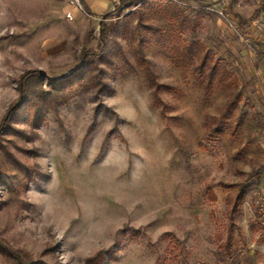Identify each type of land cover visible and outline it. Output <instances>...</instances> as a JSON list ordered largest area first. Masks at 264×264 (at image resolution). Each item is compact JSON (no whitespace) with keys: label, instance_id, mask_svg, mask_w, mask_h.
I'll return each instance as SVG.
<instances>
[{"label":"rangeland","instance_id":"374dc122","mask_svg":"<svg viewBox=\"0 0 264 264\" xmlns=\"http://www.w3.org/2000/svg\"><path fill=\"white\" fill-rule=\"evenodd\" d=\"M96 11L0 0V264H264V0Z\"/></svg>","mask_w":264,"mask_h":264},{"label":"trees","instance_id":"16d2710c","mask_svg":"<svg viewBox=\"0 0 264 264\" xmlns=\"http://www.w3.org/2000/svg\"><path fill=\"white\" fill-rule=\"evenodd\" d=\"M143 1H145V0H119L118 4H116L114 6V10H123V9H126L128 7H131V6H136L138 3L143 2ZM172 1H178V0H172ZM100 26H101V38L100 39L103 41L104 34L106 31H103L104 29H102L103 23H101ZM201 52H202V47L197 45V44H192L187 50L188 55H190L191 57L195 56L199 60L200 71H202L207 66L208 63L212 62V57H210V55H208V54H206V55L203 54L202 57H200L199 54ZM208 66L209 67L207 69H208V79L209 80H213L216 77L220 78V79L223 78V77H221L222 75L221 76L218 75L219 70H218V67L216 64L213 63L212 65H208ZM78 72H79V69H78ZM78 72L76 70L74 73H71V74L63 77V80H65V82L68 80L70 81L72 78H75V80H76L77 76H78L77 75ZM82 78L78 77V80H76L75 82L82 80ZM53 81H54L53 83L59 82L58 79H53ZM239 101H240V97L237 95L234 98V100H231V101L226 103L224 112L221 115V120H226L228 118L229 111L232 108H234L236 103ZM236 127H238V124L236 125ZM213 132L217 133V129H214ZM252 176L250 175V177H252ZM223 187L227 188V187H231V185H224ZM208 193L211 196V199L214 200L215 195L213 194V192L211 190H209ZM244 196H245V190H244V187H241L237 196L233 200L230 198L226 199V205H227L226 216H227V224L228 225L226 227L227 228V230H226V241H225L226 243L224 245V249L228 254L231 253L233 244L235 242V236H236L235 233H238V229H236V223H235L234 217L238 212L240 213V210H241L240 208L242 206ZM252 228H254L253 230L255 232L259 233L258 228L256 226H254ZM257 241L259 243H264V233H259Z\"/></svg>","mask_w":264,"mask_h":264},{"label":"crops","instance_id":"0c3cea01","mask_svg":"<svg viewBox=\"0 0 264 264\" xmlns=\"http://www.w3.org/2000/svg\"><path fill=\"white\" fill-rule=\"evenodd\" d=\"M119 0H84V2L87 4V8L89 10H93L94 12H97L96 10L99 9H104L106 8L108 5H112L114 4V6L116 4H118ZM255 176H258V173L255 174ZM253 177V176H252ZM251 177V178H252ZM245 190V189H244ZM264 192V186H260L258 185L256 187V191H255V197H254V209H255V202H256V197L260 194ZM256 210V209H255ZM257 214V213H256ZM262 228V227H261Z\"/></svg>","mask_w":264,"mask_h":264},{"label":"built area","instance_id":"2783aa9c","mask_svg":"<svg viewBox=\"0 0 264 264\" xmlns=\"http://www.w3.org/2000/svg\"><path fill=\"white\" fill-rule=\"evenodd\" d=\"M75 1L77 2V0H75ZM218 13H219V15H223L221 10H219ZM66 16L68 19H72L70 13H67ZM255 209H256L257 217L259 219V224L262 227V229L264 230V192L260 193L256 197Z\"/></svg>","mask_w":264,"mask_h":264}]
</instances>
